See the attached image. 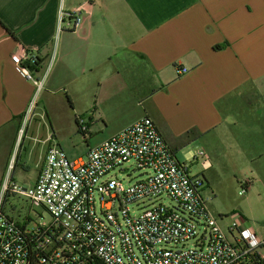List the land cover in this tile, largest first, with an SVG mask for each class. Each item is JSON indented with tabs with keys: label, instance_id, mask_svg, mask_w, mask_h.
<instances>
[{
	"label": "crops",
	"instance_id": "crops-1",
	"mask_svg": "<svg viewBox=\"0 0 264 264\" xmlns=\"http://www.w3.org/2000/svg\"><path fill=\"white\" fill-rule=\"evenodd\" d=\"M78 8L82 25L72 30L67 17ZM61 14L67 17L59 24ZM18 45L39 59L31 69L42 82L39 92L11 62ZM218 45L226 47L215 50ZM263 93L264 0H0V182L10 164L14 182L27 169V138L47 145L44 154L52 146V136L39 140L26 131L17 146L21 120L37 96L45 95V116L54 99H67L73 129L79 116L100 135L116 125L86 139L85 156L149 117L174 153L201 143L214 159L224 123L235 136L237 125L246 129L238 143L247 150L249 134L261 125ZM190 130L203 137L185 139Z\"/></svg>",
	"mask_w": 264,
	"mask_h": 264
},
{
	"label": "built area",
	"instance_id": "built-area-1",
	"mask_svg": "<svg viewBox=\"0 0 264 264\" xmlns=\"http://www.w3.org/2000/svg\"><path fill=\"white\" fill-rule=\"evenodd\" d=\"M81 13L78 8L68 17L61 14L59 24L70 18L75 30L82 25ZM36 60L21 45L11 55L20 76L39 92L42 82L30 69ZM88 123L85 116L76 118L84 136ZM198 158L202 172L193 176L154 121L142 117L83 158L71 161L61 148L49 146L29 188L11 179L10 164L0 182V264H264V240L241 217L240 224L226 227L229 241L211 215L203 175L211 160L204 150ZM131 162L141 179L125 184L111 177L117 169L128 176L129 170L120 168ZM11 201L25 204V212L15 216ZM190 242L194 245L186 247Z\"/></svg>",
	"mask_w": 264,
	"mask_h": 264
},
{
	"label": "rangeland",
	"instance_id": "rangeland-1",
	"mask_svg": "<svg viewBox=\"0 0 264 264\" xmlns=\"http://www.w3.org/2000/svg\"><path fill=\"white\" fill-rule=\"evenodd\" d=\"M141 80L140 85L144 86L141 82L144 83L146 79L144 78V81ZM45 103V95L42 97L37 96L33 100L26 118L24 117L21 120L23 124L21 128L24 132H27V136H33L39 140L52 136L53 141L51 145L61 148L66 157L71 161L85 157L86 149L88 148L86 139H98L103 134L107 135L116 127L115 124H110L109 128L105 132L103 131L102 135L97 130H89L88 136H84L78 132V128L73 129L70 126L73 116L71 104L67 99H54L46 107L48 113L46 116L44 111ZM33 109L35 110L31 115ZM259 116L261 125L254 128L252 130L253 133L249 134V139L246 140V151L238 143L239 139L244 138L247 134L246 131H243L246 129L240 128L237 125L239 129L236 130V136L229 129L227 125L229 122L224 123L218 129L219 152L217 153H219V156L217 157L216 155V158L210 159L212 167L203 173L207 184L204 196L209 199V211L217 220V223L225 232L229 241H233V239L226 230V227L233 222L240 224L241 220L239 217L247 223L258 238L264 240V93L263 102H261L259 107ZM49 121L55 124L54 131L49 130ZM103 124L101 121L99 127H102ZM254 133L259 135V142H255ZM18 135L17 146H19L23 137V134L20 136L19 133ZM23 146L27 153H30L29 162L24 172L16 174L15 183L22 188H29L31 181L37 175L41 159L44 156V149L47 148V145L44 148V145L41 143L33 142L27 138ZM202 148L203 145L201 143H190L175 152L176 159L181 164L188 165L189 172L193 176L202 172L200 166L202 159H196L197 153L200 150H204ZM25 150H22L21 153L23 154ZM17 152L18 150L14 151V155ZM120 169L129 170L128 176H122L120 170L117 169L111 173L113 179L129 184L142 178V172L137 170L132 162L124 164ZM162 203L173 205L168 199L162 200ZM10 205L15 211V216H18V213L22 212V210L25 212L26 205L20 201H11ZM35 209L38 212H42L44 220H49V215L42 211L41 208ZM193 245L194 243L190 242L186 247L190 248Z\"/></svg>",
	"mask_w": 264,
	"mask_h": 264
},
{
	"label": "trees",
	"instance_id": "trees-1",
	"mask_svg": "<svg viewBox=\"0 0 264 264\" xmlns=\"http://www.w3.org/2000/svg\"><path fill=\"white\" fill-rule=\"evenodd\" d=\"M225 47L226 45H218V46H215L214 49L219 51V50L224 49ZM38 65H39V59L37 58L36 62L32 66H30V69H35ZM78 132L80 131L78 130ZM201 137H203V134L197 132L196 130H190L184 135V138L187 140L197 139V138L199 139Z\"/></svg>",
	"mask_w": 264,
	"mask_h": 264
}]
</instances>
